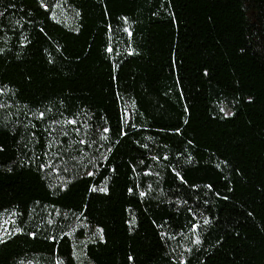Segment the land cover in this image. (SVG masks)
Here are the masks:
<instances>
[{
    "label": "trees",
    "instance_id": "1",
    "mask_svg": "<svg viewBox=\"0 0 264 264\" xmlns=\"http://www.w3.org/2000/svg\"><path fill=\"white\" fill-rule=\"evenodd\" d=\"M4 211L0 264H264V0H0Z\"/></svg>",
    "mask_w": 264,
    "mask_h": 264
},
{
    "label": "rangeland",
    "instance_id": "2",
    "mask_svg": "<svg viewBox=\"0 0 264 264\" xmlns=\"http://www.w3.org/2000/svg\"><path fill=\"white\" fill-rule=\"evenodd\" d=\"M57 13L63 18L66 19H73V15L68 13V10L64 7L59 5L57 7ZM62 136H65L64 134ZM50 155V163L51 165L55 164L56 157L53 156V153ZM81 159H78L77 165L74 168V170L77 171H85L86 173H93L98 169V158H96L95 155L90 154L88 158L85 157V154H81ZM72 168L64 170L62 173L57 168H49L48 174L50 177L57 182L61 183L63 182L64 176L67 174H72L74 172ZM80 224L76 223L74 224L69 231L70 236L72 237V240L74 242V249L77 256H81L83 253V245L86 244L87 240L92 239L95 236H98V231L95 230V228H87L86 232L83 235L78 234ZM17 228L16 225V214L15 212L11 211H4L0 213V240L4 239L8 234L15 231ZM22 264H44L39 258H29L22 262ZM80 264H84L83 261H81Z\"/></svg>",
    "mask_w": 264,
    "mask_h": 264
}]
</instances>
